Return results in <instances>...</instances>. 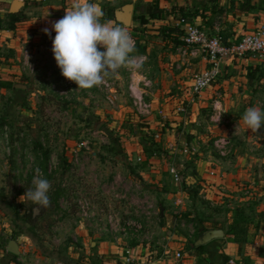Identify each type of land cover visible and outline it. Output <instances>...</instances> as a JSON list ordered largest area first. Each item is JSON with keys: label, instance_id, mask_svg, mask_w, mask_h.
I'll use <instances>...</instances> for the list:
<instances>
[{"label": "crops", "instance_id": "obj_1", "mask_svg": "<svg viewBox=\"0 0 264 264\" xmlns=\"http://www.w3.org/2000/svg\"><path fill=\"white\" fill-rule=\"evenodd\" d=\"M137 1L132 0V5ZM143 1L146 3L145 9L147 5L156 4L165 12L160 14L158 19L148 21H157L159 26H162L160 29L163 36L164 33H169L164 26H170L171 23L179 34L178 40L181 30L176 24L180 18L199 26L211 36L222 37L225 43H235L244 34L264 27V0ZM14 2L18 3V9L11 12ZM73 2L74 0H0V49L6 48L7 51L22 54L24 57L29 54V59L38 58L42 49L51 51L55 32H51L50 37L42 30H51L52 23L61 19L65 11L72 7ZM91 2L98 4L103 10L102 23L111 21L113 26L131 30V27L127 29L126 25H115V20L108 16L109 8L102 4V0ZM143 7L141 12L145 19H148L146 11L142 10ZM116 11L118 9L114 14ZM138 12L139 9L132 6V16ZM10 13L21 18V21L15 23L13 30L7 28ZM175 13H183V17L178 18ZM146 26L147 24L142 25L143 28ZM137 35L145 37L146 31L136 30L132 33L135 46L140 42ZM161 38L163 41V37ZM164 39L165 42L167 37ZM141 44L140 46L145 48L144 52L134 55L144 58L142 70L148 69L147 74L150 77L146 76L150 79L152 87H155L149 95L152 112L143 117L148 125L144 130H147L153 145L144 144L150 146V150L138 144L131 146V152L138 149L136 158L129 156L127 159L133 166V172L119 174L117 178L124 176L131 186L127 191L134 195L138 190V194L146 199V203L138 205L133 201L132 205L123 211L125 215L113 209L108 213L120 223L127 219L136 221L146 231L152 226L151 236L154 237L151 238L152 241L144 242L143 240H148L150 236L144 234L145 232L124 236L116 228H111L107 223L106 214L101 213L95 219L84 220V224L78 229L80 244L84 248L88 246V250L83 252L82 264H120L127 249H130L135 257L147 259L148 264H198L193 255V247L187 249V239L177 230L180 225L187 227L181 218L192 224L194 232L199 235L220 229L223 237L210 241V248L228 256L229 264H264V207L257 208L254 218L247 217L253 214L250 211L256 207L253 203V207L247 208L250 204L247 201L251 196L255 195L259 199L264 197V127L257 133H252L242 121L248 105L254 101L258 102L257 94L260 92L246 73L257 68L264 69V59L245 57L223 61L219 75L209 87L196 94L191 92L192 77L184 76V73H199L208 69L209 65L202 57L179 62L177 55L171 52L170 45L168 55L173 61L169 63L166 53H163L166 48L162 50L158 46L151 47L149 43ZM260 84L264 85L262 81ZM176 85L178 95L169 91L170 87L175 88ZM254 88L257 90L253 91ZM217 98L221 101L223 117L237 118L227 121V124L233 122L236 128L231 124L224 129V125L220 123L221 119L218 123L213 122L211 117L206 119L209 113L212 116L213 101ZM248 101L249 104L246 105ZM183 108L185 112L181 111ZM150 133H154L153 137ZM221 133V138L228 142L227 147L232 142V159H223L216 148L214 147V150L206 141L207 137L211 140L214 134ZM232 133L237 135V142L231 139ZM172 167L179 173V182H175L170 174ZM236 197L240 202L236 205L237 209L228 204L232 199L236 200ZM152 215L156 217H151ZM9 242L7 240L6 245ZM6 249L7 247L5 251ZM18 252L15 258L0 255V264H52L39 252L34 255L33 263L27 262L26 253L19 247ZM177 253L180 254L179 258L176 257Z\"/></svg>", "mask_w": 264, "mask_h": 264}, {"label": "rangeland", "instance_id": "obj_2", "mask_svg": "<svg viewBox=\"0 0 264 264\" xmlns=\"http://www.w3.org/2000/svg\"><path fill=\"white\" fill-rule=\"evenodd\" d=\"M131 1L102 0V4L110 11L121 10L128 5L139 9L134 14L137 20H131L126 26L127 29L131 27V30L127 31L130 35L136 30L146 31L145 37L137 35L138 42L149 43L151 47L158 46L162 50L166 48L163 53H166L167 62L171 63L170 45L171 52L176 54V47L181 43L179 34L171 23L170 26H164L169 31L164 36L161 34L162 26L157 21H147V26L143 28L141 7L144 6L142 10L146 11V3L138 0L132 5ZM175 15L183 17V13ZM115 22V25L125 26ZM165 36L167 40L164 42ZM140 42L139 45H142ZM51 53L48 49H42L38 58L29 59V54L24 57L6 48L0 49V255L9 254L7 249L5 251L9 240L17 243L20 250L26 253L27 262L33 263L34 255L39 252L44 258L47 257L48 263L82 264V255L88 246L84 248L78 238V229L84 224L79 213V201L88 200L98 210H103L104 214L113 209L121 212V215H125L123 211L133 201L138 205L146 203L138 190L134 195L127 191L131 186L124 176L118 179L117 175L133 172V166L127 159L129 156L136 158L138 149L131 152V146L138 144L150 150L151 147L144 144L153 145V142L147 130H144L148 128L147 122L137 115L132 106L126 68L122 67L117 75L107 78L112 85L111 93L116 97L111 104L104 85L90 90H76L75 83L61 76ZM135 53L140 54L137 51ZM138 72L148 75V69ZM190 73L185 71L184 76L192 77L197 72ZM250 75L260 92L257 94V103L254 101L249 104L248 101L246 105L264 110V85L260 84L261 81L264 83V69L248 70L246 76ZM153 87L151 84L149 93ZM177 87H170V93L174 91L178 95ZM256 90L254 88L253 91ZM147 99L150 100L149 97ZM210 117L211 113L206 119ZM220 119L225 129L227 125H233V122L227 124V121L237 118L223 117L221 114ZM233 127L236 128L235 124ZM150 134L153 137L154 133ZM214 135L211 140L207 137L206 141L215 150L214 142L222 139L223 134ZM232 135L231 139L237 142V135ZM225 137L230 139L229 136ZM231 145L232 142L223 159L234 157ZM37 170L52 185L48 193L50 201L51 193H60L57 202L53 204L51 201L50 206L42 212L26 198L20 200L25 191L33 187L32 181L37 176ZM235 199L228 202L234 208L240 203L238 197ZM251 199L247 201L250 203L247 208L256 207L250 211L253 214L247 217L254 218L257 208L264 207V197L259 199L254 195ZM256 199L259 201H254ZM28 210L34 213L30 222L24 217V212ZM181 219L187 227L180 225L177 230L187 239L185 246L189 249L200 235L194 232L192 224ZM147 231L150 236L144 242H150L154 237L151 236L152 226Z\"/></svg>", "mask_w": 264, "mask_h": 264}, {"label": "clouds", "instance_id": "obj_3", "mask_svg": "<svg viewBox=\"0 0 264 264\" xmlns=\"http://www.w3.org/2000/svg\"><path fill=\"white\" fill-rule=\"evenodd\" d=\"M103 15L100 6L91 0H74L65 15L52 23L51 30H42L50 37L55 32L51 49L54 60L61 76L75 83L76 90L105 85L107 78L117 75L122 67L134 72L143 67L142 58L134 55L135 43L130 33L113 26L111 21L102 23ZM242 121L248 131L257 133L264 127V111L249 107ZM32 184L20 200L26 198L37 208L47 209L51 203V183L37 170Z\"/></svg>", "mask_w": 264, "mask_h": 264}, {"label": "built area", "instance_id": "obj_4", "mask_svg": "<svg viewBox=\"0 0 264 264\" xmlns=\"http://www.w3.org/2000/svg\"><path fill=\"white\" fill-rule=\"evenodd\" d=\"M176 26L181 30L180 44L176 47V55L178 61L184 63L190 59L202 57L209 65V68L192 76L191 92L200 93L205 90L212 81L219 75L220 67L223 61L234 58H257L264 59V27L256 31L244 34L239 41L235 43H225L222 37L214 35L211 36L202 30L199 26L187 23L183 18L177 21ZM142 58V57H138ZM184 60V61H183ZM144 62V58H142ZM128 74V95L131 99L132 106L138 116H149L152 112V104L149 99L150 95L148 89L151 87L150 79L146 75L138 71H130L126 69ZM108 91L107 99L112 104L115 100V95L111 93L112 85L107 81L104 85ZM213 114L211 120L217 122L222 114L221 101L219 98L213 101ZM181 111L185 112L183 108ZM214 147L217 149L220 156L227 155L226 139H219L214 142ZM170 174L175 182L180 181V176L175 168L170 169ZM79 213L82 220L89 221L95 219L103 210H98L88 200L83 199L79 201ZM108 225L111 228H116L122 235L130 236L138 235L142 232L148 234L145 228L136 221L130 219L124 220L122 223L116 221L111 213L106 214ZM125 258L120 264H148L147 259H141L132 255L130 249L126 250ZM179 258L180 254L177 253Z\"/></svg>", "mask_w": 264, "mask_h": 264}, {"label": "trees", "instance_id": "obj_5", "mask_svg": "<svg viewBox=\"0 0 264 264\" xmlns=\"http://www.w3.org/2000/svg\"><path fill=\"white\" fill-rule=\"evenodd\" d=\"M107 11L109 13L108 16H110V19L115 20V17H114L115 10L110 11V9H107ZM146 13H147L148 19H145L144 15H141L140 20H141L142 25H145L149 19L155 20L159 18L160 14L162 13L165 14L163 9H160L158 5L156 4L147 5ZM137 18H138L137 16L133 15L132 20H137ZM19 21H21L20 17H17L15 14L10 13L8 15L7 28H9L10 30H13L15 28V23ZM135 49L138 53H143L145 50V48L141 47L140 45H136ZM251 76L252 75L248 76L249 79L252 78ZM51 195H50V197L52 198L51 201L53 202V204H55L60 197V193L54 192L53 194L51 193ZM42 211L44 210L41 209V212ZM33 214L34 213L30 210L24 212V217L27 222H30V220L31 221L33 220ZM199 237H201V234ZM192 247L194 251L193 255L197 258L198 264H229L230 258L220 253L217 249H214V248L211 249L209 243L205 245H195V242H193ZM8 255L15 258V255H11V254H8ZM242 264H248V263H242Z\"/></svg>", "mask_w": 264, "mask_h": 264}, {"label": "water", "instance_id": "obj_6", "mask_svg": "<svg viewBox=\"0 0 264 264\" xmlns=\"http://www.w3.org/2000/svg\"><path fill=\"white\" fill-rule=\"evenodd\" d=\"M18 9V3L14 2L11 6V12H15ZM115 20L121 22L128 26L132 20V6L128 5L118 10L114 14ZM223 237V232L220 229H213L207 231L201 235V237L196 241L195 245H205L212 240L221 239ZM7 252L11 255H17L18 247L14 241H10L7 245Z\"/></svg>", "mask_w": 264, "mask_h": 264}]
</instances>
